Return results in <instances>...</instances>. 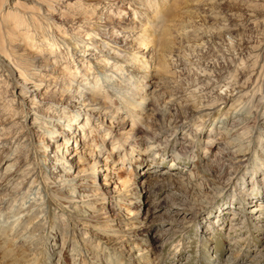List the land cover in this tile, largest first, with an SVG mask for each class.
Instances as JSON below:
<instances>
[{
    "label": "rangeland",
    "instance_id": "1",
    "mask_svg": "<svg viewBox=\"0 0 264 264\" xmlns=\"http://www.w3.org/2000/svg\"><path fill=\"white\" fill-rule=\"evenodd\" d=\"M60 1L54 23L67 27V34H54L59 31L53 27V38L61 43L66 40L74 56L89 59L75 80H92L99 70L118 64L124 76L133 75L136 90L147 99L138 96L137 101L145 102L144 110L134 107L129 114L127 106L117 104L125 101L114 93L115 106L108 105L112 108L106 114L99 109L94 112V121L100 119L101 123H97V131L87 127L92 133L86 137L82 131L76 133L56 122L50 123L56 134H40L31 127L34 141L44 144L42 156L37 157L23 142L29 136L27 126L16 123L18 118L9 122L16 117L7 103L13 102L0 90V126L6 125L0 127V264H264V91L256 85L259 78L264 89V53L258 56L264 47V0H171L179 7L166 27L167 35L161 19L152 28L140 14L134 19V10L126 1H122L127 10L123 19L106 10L102 16L98 10L88 17L90 23L100 25L113 17L123 31L118 38L122 45L128 41L126 36L139 37L131 50L124 49L137 56L132 68L113 53L117 47L108 42L106 31V41L89 35L86 29H79L73 15L81 13L80 9H67L94 0ZM17 6V0H8L3 14L8 9L20 12L26 17L21 22L27 25L30 11ZM133 7L153 16L147 9ZM46 23L41 20L36 30L29 23L30 27L18 28L14 35V44L21 51L37 52L39 46L40 66L56 67L49 78L44 77L38 102L49 98L54 74L63 75L60 90L73 81L66 63L72 68L75 62H83L67 57L69 52L63 53V46L47 51L48 41L42 34ZM14 26L6 23L5 29ZM27 35L38 45L25 42ZM104 55L113 57L110 64L99 61ZM94 62L100 67L93 66ZM146 74L148 85L143 87L139 80ZM71 88L76 89L77 83ZM67 98L69 95L61 97L57 92L60 111L75 106ZM105 102L110 104V98ZM13 107H18L17 113L22 110L17 104ZM41 112L49 120L52 115L74 118L52 107ZM209 112L212 114L207 117ZM32 121L30 115L28 126ZM80 121L85 118L69 123L78 128ZM119 141L124 146L113 148ZM62 142L65 146L59 153L48 146ZM100 149V165L108 169L99 172L103 174H97L94 181L86 175V185H74L75 202L70 206L74 219L55 206L45 219L46 204H40L39 197H34L37 190L31 188V163L37 158L38 164L51 166L53 160L70 156L78 165L69 173L73 176L91 168L93 154H99ZM50 155L54 159H49ZM59 169H49L48 180L57 179ZM126 183L133 188L132 195ZM86 194L104 197L94 199L96 204L90 208L83 205V200L90 202ZM37 206L40 208L35 210ZM30 208H35L30 215L18 219Z\"/></svg>",
    "mask_w": 264,
    "mask_h": 264
},
{
    "label": "bare ground",
    "instance_id": "2",
    "mask_svg": "<svg viewBox=\"0 0 264 264\" xmlns=\"http://www.w3.org/2000/svg\"><path fill=\"white\" fill-rule=\"evenodd\" d=\"M21 1L17 0V5L20 7V9L22 10L26 9L23 11H30L28 14V18L30 19V21L27 22V25L26 24L24 25V23L21 22L22 20L24 21L26 17L20 16V12L15 13V12H12L10 9H8V12L6 14H3L4 7L7 4L8 0H0V90L2 91L1 92L2 94L3 92L7 94L6 95L7 99L12 100L13 102V104H9V102H7L9 105V110L12 112L13 116H16V117H11L10 119L11 121L9 122L10 123L16 122L18 118L19 121H17L16 123L22 122L23 124L27 126L29 136L23 142H25L24 144L25 146H28L31 150L34 151L33 152L34 155H36L37 157L41 155L40 151L42 150V147L44 146V144L42 142L37 143L34 141L36 137L33 131L31 130V127L37 128L36 130L40 134L42 133L56 134L57 130L55 129V126L54 127L51 126L50 123L53 122V124L55 125L56 123H60V124H63V126L67 127L68 129H74V132L76 133L78 132L80 133L82 131L83 137L90 136L92 132L91 130L90 132H88L87 127L95 128V130L97 131L98 130L97 123L100 122V119H97V121H94V116H95L94 112H97L96 111L97 109H99L101 111L99 113H102V114H106L107 110L110 111V108L112 107H109V106H115L114 101L116 100L114 98L115 97L114 93H117L121 97V100L125 101L123 104L122 102L119 101V103L117 104H119V106L120 105L127 106L126 109L127 111H129V114H131V110L134 107H140L144 110L145 102L140 103L139 101H137V97L142 96V95H141V92H138L136 90L137 89L136 85L133 83L134 82L133 75H130L127 77L124 76V73L119 71L118 64L115 65L113 68H110V66H106L105 68L99 70L98 72L95 71L97 75L94 76L92 80H90L89 78H85L80 81L75 80L81 74L82 69L85 68V61L86 60L88 61L89 59L85 60V57H84L85 55H81L80 57L74 56L73 54H71V50H70L71 45L67 43L66 40H62V43H61L60 41H55V39L53 38V35L57 33L59 34L63 33L65 36L67 34V27L63 28L61 25L54 23L56 20L54 17L56 13V7H57L56 5L57 4L60 5V3H62L60 0H27L31 2V3L27 2L28 4H30V6L27 8H25V5H27V3L21 2ZM122 1L128 2L130 8L134 10V13H135L134 19H137L136 15L140 14L142 21L149 24L151 28L154 27V23L156 21L161 19V26L164 28V32L166 33V35H167L166 27L173 18V15H174L173 11L174 9L177 10L179 6L177 5L175 1L172 4L171 0H94L92 2H88L86 5H84L83 3H80V6L78 7L76 6V4L68 5L67 9L69 8V9L75 10L79 8L81 11V13L79 14H73L75 17V20L78 23H80L78 25L80 26L79 29L81 28H83L81 30L86 29L87 32H89L88 33L89 35L91 33L93 34V37H96V38L102 37L103 41L107 40V37L103 36V33L106 31V33L110 35L108 42L111 44H114V46L117 47L113 49L114 50L113 53L115 55L120 56L121 61L125 63L127 68H132V64L135 65L136 63L135 61L137 60L136 59L137 56L134 53L133 54L127 53L124 49L131 50V48L133 47L132 43L139 40V37L132 39L133 35L126 36L124 39L128 41H124V45H122L120 44V41L118 40V38H120V35L123 33V31L119 26L114 24L116 22H113L114 21L112 20L113 17H109L108 21H105V23L102 25L96 24V23L95 24L90 23V21H88L90 19H87L88 17L91 18L92 16H95L98 10H102L101 16L105 13V10H106L109 12L110 15L118 14L117 15L118 19H123L124 15H126L127 13V10L125 7H123L124 2ZM132 4L134 6L138 5L142 9L149 10L150 13H153L152 14L153 16L150 17L148 13H144L142 11L139 12L138 9L133 7ZM73 6H75V8H73ZM31 12H34V13L30 14ZM65 14L68 15V13H65ZM41 20L44 22L47 21V23L43 26L44 29L42 32L44 38L48 41L46 45L47 51H50V49L52 48L56 50L57 48L59 47L61 48L63 46V49H64L62 50L63 53L65 51H66L65 52L66 54L69 52V55L67 57L80 58V59H83V62L81 65H76V62L75 64H73V66L70 65L72 68L77 67L75 71H73V69L69 67L68 63H66L64 67H67L68 75H73V78H70L73 81H70L71 83L69 85H65L60 90V87L64 83L62 79L63 75L60 72L58 74H54L55 75L53 77L54 83H52L51 86L55 85L56 87L52 88L50 86L48 88L49 90L47 91V96L49 98L48 99L45 98L46 100H44V98L43 99L40 98L38 102L37 98L39 96L38 95L39 91L41 90L43 86H45V83L43 82L44 77L49 78L52 75L51 73H53L51 71L56 70V67L53 64L46 65L44 67L40 66V63H37L38 60L41 59V53L38 50L39 46H37L35 49L37 52H32V51L25 52L27 51L26 49L25 51L24 49L21 51L19 47H17L16 44H14L16 42L14 35L16 34V31L18 30V28L21 29L23 27H30L29 23L33 25V29L35 30L38 29L37 27H39ZM6 23L9 25L10 23H12V25L15 24V26L13 28L8 27L6 31L5 29ZM53 27L54 29H57L59 32H55L53 34V31H54ZM23 40L25 42L36 41L35 38L32 39L28 35L27 37L26 36L23 37ZM162 41L164 44H166L167 40L166 38H163ZM35 43L37 44L38 42L36 41ZM106 47H109V46L106 45ZM40 48L41 50L45 49V47H40ZM262 53H264V47L261 49V52L258 54V56L260 57ZM99 56L102 57L101 55ZM104 56L105 58L99 61L103 63H107L106 65L110 64V59H112L113 57L112 56L107 57V55H104ZM63 57L66 58L65 55H63ZM126 57L128 58L127 60H125ZM54 60L55 59H53V61ZM48 62L49 60H45V63H48ZM99 65L101 64H95V62L93 63V66L95 67H100ZM87 67L92 68L91 66H87ZM101 71H102L103 77L99 76V75H102V74H99V72ZM85 73H89V71H85ZM141 78L142 79L139 80V83H142L143 87H146L148 84H147V81H144V80L148 78V74H146V76H141ZM260 81L261 80L258 78L256 80V85L258 84L257 86L259 87L258 88L259 90L264 91L263 88H260ZM73 82L77 83L76 89L71 88ZM3 88H5L4 90L6 91H4ZM256 88L257 87H255L253 91V93L255 94L257 93V90H258ZM50 89H51V92H49ZM57 92H61V97H63L64 95L66 96L69 95V98L67 99L72 100L71 102H73L72 104L73 105L75 104V106H73L71 109L68 106H64L63 108H61L62 111H60V108H57L58 106H56L58 105L56 103ZM1 93H0V96L2 95ZM106 98H110L111 105L108 102H105ZM141 98L143 101H146L147 99L145 95H143ZM14 104H17V106L22 108V110L19 113H17L18 107H16L17 110L14 109L13 107ZM103 105H106V108H102ZM119 106L118 107L116 106L117 110L115 111V113L118 111ZM50 107H52L54 110L59 111L60 112L59 114L61 115H68L69 117H74L72 119H76V120H79L81 117H83L85 118V121H80V123H78L79 124L78 128H74L73 124L69 123L72 121V119L65 120V117H60V116L56 117L54 115L50 116L51 118L50 120L46 119L45 115L42 114L41 111H43L44 108H50ZM215 107H217V104L214 105V108ZM72 111H74V113ZM197 112H200V111L198 110L196 111V113ZM211 114L212 113L209 112L207 117H210ZM30 115H32L33 121L28 126L27 119L28 117H30ZM133 116L136 117V114H134ZM140 116H141V113H138L137 117L139 118ZM4 126L6 125H2L0 127H4ZM111 129L112 127L109 128V130ZM2 131L3 130L0 129V134ZM106 135L107 134H105V136ZM52 137H55V135H52ZM57 137L59 136L57 135L56 138ZM76 138L77 139H75V141L78 140V137ZM120 142L121 141L117 142V144L115 143L114 144L115 147L113 148H120L121 146H124V142L119 144ZM133 143L134 142L132 141L131 142L132 146H133ZM48 146L49 147L53 146L56 149L55 152L59 153V152H62V149L65 146V143L64 142L60 144L50 143ZM66 146H67V149L69 150L70 149L69 146L68 145ZM102 152L103 150H101L99 154L98 153L93 154V155H96V157H94L95 160L92 163L91 168L87 170H79L73 176L69 175V173H71L72 169L78 165H74L73 161H70L71 159L70 156H67V157L62 156L61 159L58 158V159L53 160V164L52 165L50 164L51 166H47V165L44 166L42 164L40 165V163L38 164L37 158L35 159L33 163H31V165L33 164L34 166V167L31 166L32 172H34V174L32 175L33 176L32 180H31V185H32L31 188L37 190L34 194L35 195L34 197L35 198L39 197L40 204H43V203L46 204L43 210L47 212L45 215L46 216L45 219H47L48 211L51 210V207L53 206L57 208H61V210L65 212V215L67 214L70 219H74V215L72 211L70 210L71 203L75 202L73 199V197H75L74 185L76 186L86 185L87 183L84 178L86 175L88 176V178L93 179L94 181L98 179L97 174L98 175L103 174L99 172H102L108 169V166L105 168L100 165L101 164L100 162H102V160L98 157V155H100ZM107 153L111 155L112 150H111V154L108 151ZM48 157L51 160L53 158L52 155ZM41 160H43V158ZM102 164L106 165L107 161H104ZM10 168L11 167L9 166V169ZM51 168H61L59 169L60 172L55 174V177H57V179H55L54 181L48 180V177H47V172ZM65 171L66 173H64ZM127 183L126 185L129 188L128 193L132 195L134 193L133 188L131 187L130 184H127ZM104 185H108L107 180H105ZM87 196L90 197L89 199L90 202H86V200H83V205L86 204L87 206H90V208H94L96 204V202H93L94 199H103L101 197H104V196L99 197L98 195H94V194H89ZM31 201L35 202L32 199ZM39 208L40 207L37 206L36 209L35 208L34 209L37 210ZM34 209L33 208L28 209V212L26 214L20 213L19 211L20 214H19L18 219L20 218L22 219V217L25 215L26 216L30 215ZM39 211H41V209ZM68 212H71V214H69ZM134 214L137 217V214H139V212L135 211ZM129 218L130 217H128L127 219ZM16 224H15V227H16Z\"/></svg>",
    "mask_w": 264,
    "mask_h": 264
}]
</instances>
